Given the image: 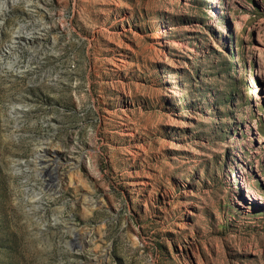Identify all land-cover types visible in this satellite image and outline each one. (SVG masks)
<instances>
[{
	"label": "rangeland",
	"instance_id": "1",
	"mask_svg": "<svg viewBox=\"0 0 264 264\" xmlns=\"http://www.w3.org/2000/svg\"><path fill=\"white\" fill-rule=\"evenodd\" d=\"M0 264H264V0H0Z\"/></svg>",
	"mask_w": 264,
	"mask_h": 264
},
{
	"label": "bare ground",
	"instance_id": "2",
	"mask_svg": "<svg viewBox=\"0 0 264 264\" xmlns=\"http://www.w3.org/2000/svg\"><path fill=\"white\" fill-rule=\"evenodd\" d=\"M2 6H6V5H5V2L2 3ZM19 35H20V34H19ZM19 35H18V36H19ZM18 36H16V38H17ZM13 43H14V42H13ZM11 47H13L12 44H11ZM37 156H38V155H37ZM37 156L35 157L36 159H38Z\"/></svg>",
	"mask_w": 264,
	"mask_h": 264
}]
</instances>
